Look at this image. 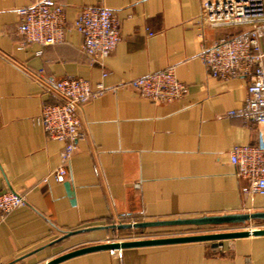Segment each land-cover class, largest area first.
Instances as JSON below:
<instances>
[{"label": "crops", "instance_id": "obj_1", "mask_svg": "<svg viewBox=\"0 0 264 264\" xmlns=\"http://www.w3.org/2000/svg\"><path fill=\"white\" fill-rule=\"evenodd\" d=\"M35 1L0 0V192L26 198L0 224V264H41L83 246L169 236L161 231L182 226L97 228L57 241L68 231L264 211V195L244 192L247 182L229 161L235 145L257 142L254 122L228 114L245 100L248 79L212 77L201 58L204 47L240 27L202 25L201 0H54L69 27L85 6L114 11L121 40L99 65L73 28L60 44L19 50L18 9ZM169 66L188 87L181 99L155 103L127 84ZM31 73L73 76L105 89L82 108V135L66 181L73 198L65 182L44 181L63 145L47 137L37 116L59 99ZM122 230L132 235L112 239ZM187 234L194 233L170 236ZM56 264H264V235L98 250Z\"/></svg>", "mask_w": 264, "mask_h": 264}, {"label": "built area", "instance_id": "obj_2", "mask_svg": "<svg viewBox=\"0 0 264 264\" xmlns=\"http://www.w3.org/2000/svg\"><path fill=\"white\" fill-rule=\"evenodd\" d=\"M199 19L202 25L212 28H241L210 47H204L201 58L207 74L212 77L244 76L248 79L245 100L228 114L254 122L257 142L235 145L230 150L229 161L235 168V175L247 182L244 192L249 196L264 195V0H201ZM69 28L82 36L83 52L99 65H103L121 40L118 19L110 8L85 6L69 27L61 4L54 0H36L18 9L17 31L22 40L17 48L24 49L28 43L41 46L60 44ZM31 75L59 99L56 104L42 106L37 123L49 139L58 140L63 145L58 166L44 181L52 177L56 182L64 183L69 181L71 159L82 135L83 105L105 89L99 85L93 90L86 80L73 76L55 79ZM127 84L155 103L181 99L188 91L187 85L176 77L173 66L140 75ZM25 204L23 193L0 192V224L13 209ZM133 222L136 220L129 223ZM120 250L111 249L109 252L115 254Z\"/></svg>", "mask_w": 264, "mask_h": 264}, {"label": "water", "instance_id": "obj_3", "mask_svg": "<svg viewBox=\"0 0 264 264\" xmlns=\"http://www.w3.org/2000/svg\"><path fill=\"white\" fill-rule=\"evenodd\" d=\"M64 185L66 187L67 194L69 196H72L73 198L74 193L72 191L71 183L65 182ZM72 200L74 201V199ZM255 220L257 221L264 220V211L227 213L221 215H204L201 217L175 218V219H163V220H153V221H136L133 223H119V224H110L107 226L89 227L75 231H68L64 233L62 237H59L57 241L62 240L77 232L89 231L97 228L140 229V228L163 227V226H213V225H227V224L236 225V224H245ZM261 235H264V228L250 227V228H243L240 230L211 232V233L163 236V237H153V238L123 240V241H119V240L107 241V242L83 246L80 248L67 251L41 264H56L68 258L98 250L123 249L128 247L159 245V244H178V243H189V242H199V241H215V240L233 239V238L246 237V236H261Z\"/></svg>", "mask_w": 264, "mask_h": 264}, {"label": "rangeland", "instance_id": "obj_4", "mask_svg": "<svg viewBox=\"0 0 264 264\" xmlns=\"http://www.w3.org/2000/svg\"><path fill=\"white\" fill-rule=\"evenodd\" d=\"M250 227H261L264 228V220H255L245 224H236V225H213V226H182L180 228H171L170 230L161 231V234L169 235L170 234H181V233H211V232H221V231H231V230H240L243 228ZM123 232L115 233L112 236L113 238H126L132 235L131 230H122ZM136 232V231H135ZM137 233V232H136ZM176 236V235H171ZM118 240V239H117Z\"/></svg>", "mask_w": 264, "mask_h": 264}, {"label": "trees", "instance_id": "obj_5", "mask_svg": "<svg viewBox=\"0 0 264 264\" xmlns=\"http://www.w3.org/2000/svg\"><path fill=\"white\" fill-rule=\"evenodd\" d=\"M141 230H144L143 228H140Z\"/></svg>", "mask_w": 264, "mask_h": 264}]
</instances>
